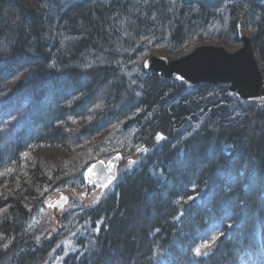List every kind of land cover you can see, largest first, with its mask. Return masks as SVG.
Listing matches in <instances>:
<instances>
[{
    "label": "trees",
    "instance_id": "obj_1",
    "mask_svg": "<svg viewBox=\"0 0 264 264\" xmlns=\"http://www.w3.org/2000/svg\"><path fill=\"white\" fill-rule=\"evenodd\" d=\"M239 21L264 79V0H0V264H40L72 232L61 264H197L212 235L199 264H264V104L142 67L232 52ZM137 151L37 246L51 196Z\"/></svg>",
    "mask_w": 264,
    "mask_h": 264
},
{
    "label": "water",
    "instance_id": "obj_2",
    "mask_svg": "<svg viewBox=\"0 0 264 264\" xmlns=\"http://www.w3.org/2000/svg\"><path fill=\"white\" fill-rule=\"evenodd\" d=\"M236 32L240 47L235 52H228L223 47L200 46L176 60L150 56L144 60L143 70L161 76L164 80L190 86L224 85L230 94H234L241 101L256 100L264 104V79L254 57L252 40L245 35L241 21L236 25ZM144 151L145 148L142 149ZM122 160L123 156L117 154L107 162L97 161L89 165L83 172L87 190H91V182H96L94 189L103 187L104 184L111 186L117 178V169ZM110 165L113 167L109 168ZM89 169L94 170L91 175ZM113 173L114 176L111 175ZM67 202L68 197L63 195L51 208L59 211Z\"/></svg>",
    "mask_w": 264,
    "mask_h": 264
},
{
    "label": "rangeland",
    "instance_id": "obj_3",
    "mask_svg": "<svg viewBox=\"0 0 264 264\" xmlns=\"http://www.w3.org/2000/svg\"><path fill=\"white\" fill-rule=\"evenodd\" d=\"M247 37H249V35H247ZM207 46L222 47V46H218V45H207ZM239 47H240V45H239ZM239 47L232 52H235L236 50H238ZM229 52H231V51H229ZM152 55L153 56H161L158 53H153ZM161 57H163V56H161ZM44 155L46 157H55V156H59L60 153L57 150L47 149L44 151ZM140 155H141L140 151H137L134 154H131L129 156L124 155L122 162L118 166L117 176L119 173H121L125 170H128L138 160ZM110 158L103 159L100 161L107 162ZM130 161L134 162V163L130 164ZM93 163H95V162H93ZM95 183H92V182L90 183V185H89V189H91L90 191H88L85 186L79 190H74V191L65 190L60 194H55V195L51 196L49 198V200H47L44 203L45 209L42 212L43 218L41 219V221H39L38 227L36 226V234L38 235L37 246H40V244L43 241H45V242L49 241L50 239L53 238L54 234L59 232L61 229L62 230L64 229L62 227V218H63V215L65 213H67L68 211L78 209V208L94 207L104 197V195L107 192V189L110 186L106 187V188L99 186L98 188L94 189ZM83 191H84V193H82ZM63 195L68 197L67 204L59 211L53 210L51 208V206L54 204V202L58 201L60 199V197ZM73 233L74 232H72L70 235L65 237L64 240L57 242V244L53 247V249H51L50 253L44 258V260L40 264H61L62 258L71 249L70 248L71 243L69 241V238L71 237V235ZM60 249H63L62 250L63 251L62 256L58 252ZM3 264H8V262H5Z\"/></svg>",
    "mask_w": 264,
    "mask_h": 264
},
{
    "label": "snow or ice",
    "instance_id": "obj_4",
    "mask_svg": "<svg viewBox=\"0 0 264 264\" xmlns=\"http://www.w3.org/2000/svg\"><path fill=\"white\" fill-rule=\"evenodd\" d=\"M145 67H147V65H145ZM164 137L162 135H157V140H163ZM131 163H134V162H131L130 161V164ZM113 166L110 165L109 168H112ZM93 169H89V175H91L93 173ZM112 176H114V173L111 174ZM111 182V180H109V183ZM108 185L107 184H104L103 187H107ZM194 191V189H193ZM189 199H194L193 197H189ZM217 229H219V225H217ZM217 236L216 235H212L210 239L208 238H203L202 237V240H203V243L199 246H195L193 249H192V253H193V257L196 259L197 261V264H199V259L203 256V257H207L208 256V252L207 251H204L205 249H210L213 247V245L215 244V241L217 240Z\"/></svg>",
    "mask_w": 264,
    "mask_h": 264
}]
</instances>
